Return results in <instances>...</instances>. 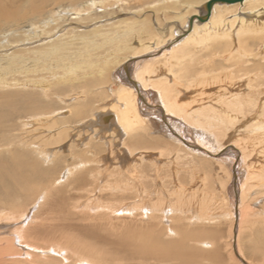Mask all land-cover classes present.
I'll use <instances>...</instances> for the list:
<instances>
[{
	"label": "rangeland",
	"instance_id": "374dc122",
	"mask_svg": "<svg viewBox=\"0 0 264 264\" xmlns=\"http://www.w3.org/2000/svg\"><path fill=\"white\" fill-rule=\"evenodd\" d=\"M209 1L210 0H0V98L9 97L11 94L17 92L25 95H32L42 103H49L47 108L53 105L51 111L55 109L53 113L41 112V116H39L41 119L36 117L37 115L35 114V117H17L13 118L14 120L11 119L7 121L8 130L1 134L4 136L3 139L5 142L0 143V149L3 147L2 145L5 144L7 145L5 148L9 150L0 151L3 153V157L11 159L12 152L26 150L25 142L30 143L32 140L26 128H33L37 123L51 122L53 120L59 121L61 118L72 117V103L77 101L76 97L79 98L77 102L88 101V103L93 106L92 110L89 109V112L91 110L92 114L90 113L88 118L79 123L77 128H81L82 125L86 123H91V120L97 122L99 115L103 116V114L107 115L111 113L109 106L115 105L117 102V96L111 91L112 87H115L114 82L120 86L129 84L126 76H124V72L121 71L123 65L117 68L118 65L124 62L125 59L129 57L132 58L133 53L137 50H142L150 44H155L158 37L165 39L169 36L172 27L175 33L183 34V25L180 24L179 17L189 12H198L200 14L205 12L203 7ZM261 12L262 14L258 16L256 13L255 15L250 13H239L238 16L244 17L245 15L244 19L248 20L247 23L259 22L264 24V9L261 10ZM194 13L189 15L190 17L188 16L189 18L187 19L189 20ZM148 19L149 23L143 25V22ZM187 22L188 21H186V24ZM130 27L135 28L134 31L126 33V30ZM238 30L239 28L236 26L233 32ZM261 34L262 33L259 34L255 32L252 35L245 36L246 39L244 43H249L253 47V50L255 49L253 56H246L247 54L244 55L243 51L239 52L241 58H248L245 59L248 60L247 63H243L241 67H239L237 62H235L232 67L230 65L234 62H230L229 64L228 59L222 58L223 61L221 58L220 60L216 59L214 61L215 66L213 65L214 67L209 71L215 68L218 69L214 72L217 74L220 73L218 78L221 77V79H216L219 81L211 80L212 77H207V79H209L205 82L208 83H205L206 85L204 84V86L202 84L201 86L199 84H194L192 88L183 87L185 93V98L183 100L184 105L186 106L189 104V106H193L194 108L204 103L210 104L213 102L214 98L217 99L218 94L223 92L222 86H225L223 87L224 91L230 92L232 88L233 91L235 90V93H243L248 100L246 101V115L244 114L247 119L242 123L240 122V124L238 123L234 130H230L228 138L223 142H216L217 145L215 147L216 149L225 148V150L230 151L233 145L237 146L242 143L243 145L249 146L248 153L252 156L248 159L250 160V168L248 164V167H246L243 161L240 162L239 166L237 165V168H240L237 169L239 174L242 173L241 183L243 179L249 176L248 172L251 173L249 176L251 181L255 178V182H250L252 187L254 185L256 188H252L253 190L250 192V197L252 199L249 197L248 200V204L252 205V211L254 210L255 212H253L252 217L248 219V226H241L239 221L240 218L238 220L235 207L236 202L233 197L234 194H232L231 191L233 189L226 187L230 182L229 176L224 171L220 170V166L217 162L212 160L211 162L208 161V163L207 161L191 156L185 159L184 153L178 154L179 149L175 145L171 146L173 148L171 149V155L173 154L174 156L170 155L168 158L161 156V153L166 151L164 148L139 150L132 155L131 148L125 144L129 139L127 135H123L122 137V133H120V135L116 132L114 134L115 136H110L108 134L105 135L106 137H103L105 133L102 134V128L98 126V128L94 127L93 130L91 129L85 138H81L82 140L75 138L76 140L73 142V138L70 143L69 140H67L61 145L62 149L56 148L53 150V157L48 158L49 160L44 156L39 160L35 157L34 152H32L34 151L33 149L27 150V152L33 153L32 156L39 164V167L49 172V175H47L48 181L45 183V186L51 188L60 186L65 188L69 185V191L67 192L68 194H66L68 196L67 198L70 197V201L78 207L77 210L73 212L75 213L74 218L67 222L70 226L72 225L73 229L78 228L77 233L72 231V235L76 234V237L80 236V239L94 243L91 238L85 236V232L83 231H88L92 227L96 228L100 226L98 230L104 233L103 237L107 238L106 241L110 244V242L116 241L114 239L115 237L122 236V238H125L128 232H137V234H139L148 229V231H150L152 230L150 226L153 225L151 227L155 230L160 228L159 230L163 231L164 234L170 235L162 239L168 242L174 238V228L171 227V224L175 222V225L183 229L179 232L180 234L176 236V240L181 239L182 233L185 235V232L188 235H197L198 233L207 234L206 231L209 229L221 228L220 230L223 233L222 241L225 245L232 241L234 246L233 252L235 251V236L237 235L241 236L243 234L242 239L245 241L240 238L241 243H244V247L241 246V249L243 248V251L246 253H251V247H254L256 244V246H258V244L261 246L264 245V231L262 230L264 229V223L262 224L256 220L259 213L262 212L264 216V187H260V185L264 184L261 181L264 177V161H261L264 160L261 158L264 157V148L261 147L264 145V130L253 131V133L251 131L254 127L253 124L263 122L264 120L261 111L264 108V84L259 86L261 87L260 90H257L258 87L250 88L249 85L247 86L251 77L253 80L255 79V83H257L256 81L264 83V34ZM183 39H179L176 42ZM233 42H236V45L239 43L238 39H233ZM149 58L150 55H145L143 57H138V59H130L131 61L127 60V63H130L129 65L132 66L131 70H135L137 63L140 64L142 61L149 60ZM256 62H258L259 65L256 64ZM256 65L259 70L257 68L254 69ZM260 65L262 66L260 67ZM105 68H108L109 71L107 73L112 75V80L108 79L110 78L108 74L101 73ZM116 68L117 70H115ZM239 70H241V72ZM162 72L164 73L165 69H163ZM227 72L229 78L225 76ZM114 74L117 75V79H114ZM168 74L170 75L169 71L167 75L163 77H168ZM123 78L125 82H123ZM47 79L49 83H47L46 87H43L44 92L41 93L39 88L34 87V85L38 84V80L42 82ZM185 79L188 81V78ZM232 80H234L233 85L231 84ZM220 81H224L229 85H223V82ZM238 81L240 85L237 83ZM243 81H247V83ZM235 84L237 87L234 86ZM205 86L207 88H205ZM185 87L189 89H185ZM243 87L246 90L242 91ZM108 91L111 95L107 93ZM85 94H87V96H85ZM210 97L211 99L208 100ZM103 99H105V102H103ZM200 100H204V103H197ZM259 105H262L260 106L261 108H258ZM105 107H107V111H103ZM144 107H146V105ZM147 109L150 110L149 107ZM49 113L51 114L48 115ZM146 117L148 118V116ZM152 117L159 123L157 133L153 134L157 135L159 138L164 140L167 139L172 142L175 137L170 135L171 133H169L170 131L166 128L164 123H162L163 121L159 120L156 115ZM23 123H27L29 126L24 127ZM158 129L160 131H158ZM191 129L192 131H190L189 127L185 129V133L187 132L185 136H187V138H190L192 141H196V138L203 142L205 141V135L202 130L193 131L194 128ZM168 133L170 138L166 137ZM150 134L152 137V133ZM209 134H212L213 137L212 132L209 131ZM117 135L120 137L118 138ZM151 137L148 135V138ZM258 142L260 145H258ZM173 143L174 142H172V144ZM250 143L254 144L251 145ZM71 144H73L72 147ZM160 144L162 145L163 143ZM260 148L262 149L260 150ZM87 152H90V154H87ZM83 156H85L86 159ZM225 156L227 157L226 163H228L230 168H233V155L228 152ZM96 160L100 161L101 164H94ZM80 163L88 164L86 168L94 167L97 169L96 171L100 172V175L98 176L99 178H91V181H95L96 183L88 181L91 183L87 182L82 185L83 187L81 186V189L79 188V190H76L72 189L74 186L69 184L72 179H75V176L67 175L68 171L65 169L70 165H79ZM242 165L244 168H242ZM59 168L63 169L62 176L59 175ZM82 172L86 174V170L84 169L79 172V175H81ZM66 175L68 177L64 180L63 178ZM251 176H254L253 179ZM125 188L128 189L125 190ZM145 192L146 194L144 195ZM175 193H178V196L175 195ZM72 198L75 199V201H73ZM45 200L46 197L44 200L42 199L41 202L44 203ZM43 203L35 213L33 212L32 218H30V216L29 218H23L20 217V215H9L5 216L6 218L0 217L3 221L0 220V239L7 244L11 237L16 236L17 228H22L25 225L27 227L38 225L40 222L35 216H37L39 211L43 212ZM14 204L20 207L23 205L33 206V203L30 204V202H24L18 198L15 199ZM177 204L180 205L179 208L184 212H179L177 216L175 213H173V215L170 214L169 210L171 205L174 206ZM155 205L161 206L155 213L154 211L151 213ZM5 206L6 207L0 209V212L9 210V207L7 205ZM111 206L115 209L123 207L125 212L122 215L121 213L115 214L108 212ZM48 208L52 207L50 206ZM126 210L130 211L127 212ZM231 210H234L232 218H230V216H221L228 213L231 214ZM120 211H122V209ZM146 211H148L147 216H145L147 214ZM200 212H209L211 215L217 216L216 218L218 219L209 222L203 221L201 223L199 220L196 221L197 219H194L196 214ZM151 214L153 215L149 217ZM171 215L176 219L171 218ZM47 218H50V216L47 215ZM173 220L174 222H172ZM255 222L256 224H254ZM259 224L263 225L262 229ZM256 225L259 227L257 228ZM242 228L247 231H243L244 233H242ZM230 233L233 235L232 238H230ZM113 235H115V237H111ZM22 243L23 241L21 240L18 245L20 246ZM112 245H114V243H112ZM112 245L110 244L111 247H108L100 243L99 247H107L109 248L108 251H110L113 249ZM189 245H193V243L190 241ZM261 246L260 248L262 249L263 246ZM5 248L9 249L8 247ZM227 250L228 248L226 247L224 252H227ZM262 250L264 251V248ZM9 253L5 255L8 256ZM234 253L236 255V251ZM129 260L122 264L132 263V261ZM154 264L160 263L156 262ZM202 264L213 263L203 262ZM257 264H261V260L257 261Z\"/></svg>",
	"mask_w": 264,
	"mask_h": 264
},
{
	"label": "bare ground",
	"instance_id": "6f19581e",
	"mask_svg": "<svg viewBox=\"0 0 264 264\" xmlns=\"http://www.w3.org/2000/svg\"><path fill=\"white\" fill-rule=\"evenodd\" d=\"M205 6L203 7L205 12L201 14L198 12H189L179 17L180 24L183 25L182 28L184 36L183 34L175 33L172 27L170 29L169 36H167L165 39L158 37L155 44H150L144 47L142 50H137L134 53L132 52V58L129 57L125 59L124 62H121L118 65L117 68L123 65L121 71L124 72V76H126L130 85L128 84L120 86L114 82L115 87H112L111 91L117 96V102L115 105L109 106L111 113L107 115L103 114V116H98L99 122L91 120V123H86L82 125L81 128H77L79 126V123L89 117L90 113L92 112L91 110L93 106H91L88 101L77 102L79 98L76 97L77 101H75L74 103L71 102L73 110L72 117L61 118V120L59 121L53 120L51 122L37 123V125L33 126V128H26V130L29 131V136L32 138V140L30 143L25 142L26 150L12 152L11 159H6L5 157H3V153L0 152V209L6 207L5 205L9 207V210L0 212V217L20 215V217L23 218H29V216L30 218H32L33 212L35 213L37 209H39L40 205L43 203L41 202V200H44L46 197V200L43 203V212L39 211L37 213V216H35L36 219L40 222L38 225L29 227L25 225L22 228H17L18 230L16 229V236L11 237L7 244L0 239V264H122L129 259V261H132V263L130 264H154L156 262H159L160 264H202L203 262H210L213 264H255L256 262L257 264V261L260 260L261 264H264V251L262 250L264 248V245H262L263 248L261 249V245L258 244V246H256V244L254 245V247H251V253L244 252L243 248L241 249V246H243L244 243L242 244L240 241L243 238V234H240L241 236H235V255V251L233 252L234 246L232 241L229 240L230 243L227 245L223 243V233L220 230L221 228L212 230L209 229L210 231L207 230L209 232L206 231L207 234L198 233L199 235H188L184 231L185 235L184 233H182V238L176 240V236H178L180 234L179 232L183 229H180L179 226L175 225L174 220L172 221L174 222V224H171V227L174 228V238H172L168 242H165L162 239L165 237L167 238L170 235H167L166 233L164 234L163 231L159 230L160 228H157L155 230L151 227L153 225L150 226L152 230L148 231V229L142 231L139 234H137V232L129 233L128 231H126L128 232V234L125 238H122V236H111L115 237L114 239L116 241L110 242L111 245L112 243H114V245H112L113 249L110 251H108L109 248L107 247H99L100 243L111 247L110 244L106 241L107 238L103 237L104 233H101L98 230L100 226H97L96 228L92 227L88 231H83L85 232V236L91 238L94 243H90L88 242V240H82L79 238L80 236L76 237L75 232L77 233L78 228L73 229L72 225L70 226L67 223L74 218L75 213L73 212L78 208L74 203H72V201H70V197L67 198L68 196L66 194H68L67 192L69 191V185L65 188L60 186H54L52 188L49 186H45V183L48 181L47 175H49V172L41 169L37 161H35V158L32 156V152H34L35 157H37L39 160H41L43 156L47 157V159L52 158L53 150H55L56 148L62 149L61 145L67 140H69L70 143L73 138V142H75L76 139H83L89 134L91 129L93 130L94 127L98 128V126L102 128V134L105 133L104 136L102 135L103 137H106L105 135L108 134L110 136H113L116 132L118 134L122 133V137L123 135H127L129 139L125 144H127L131 148L129 149L131 150L132 155H134L135 152L139 150H153L157 148H164L166 151H163L161 153V156L168 158L172 153L171 149L173 148L171 146L175 145L179 149L178 154L184 153L185 159H187L188 156H191L207 162H211L212 160H214L219 164L220 170L228 174L230 182L232 180L231 185L229 182V185L226 187H230L233 189L231 191L232 194H234L233 197L235 198L236 202L235 207L238 220L240 218L239 221L241 226H248V219L252 217L253 212H255L251 209L252 205L248 204L250 192L254 187V185L252 187L251 182H255V178L251 181V178H249L251 173L248 172L249 176L243 179L241 183L242 173L239 174L237 169L240 168H237V165L239 166L240 162L243 161L245 162L246 167H248V164L250 168V160L248 159H250V157L252 156H250V154L248 153L249 146L243 145L242 143L240 145L238 144L239 146H234L232 144L233 146H231L232 149L230 151L225 150V148H215L217 145L216 142H223L226 138H228V133L230 130H234L238 123L240 124V122L242 123L247 119L245 118L244 114L246 115V101L248 100L245 98L243 93H235V90L233 91L232 88L230 89V92H227L223 89V87L225 86H222L223 92H221V94H218L217 99H212L213 102H211L210 104H205L203 102L204 100H200L197 103L202 102L204 104L195 106L194 108L193 106H189V104L186 106L184 105L183 100L185 98V93L183 87L186 86L192 88L194 84H199L200 86L202 84L204 86L205 83H208L205 82L209 79H207V77H212L211 80H216L218 78V75H220V73H215L218 69L215 68L212 71H209L215 66L214 61L216 59L220 60L221 58L222 61L223 59H228L229 62H227L229 64L230 62H234L230 65L232 67L234 66L235 62H237V65H239V67H241V64L248 62V60H245L248 58H241L239 52L243 51L244 55L247 54L246 56H253L255 49L253 50V47L249 43H244L245 39L248 35H252L255 32L264 34V24H261L259 22L247 23L248 20L244 19L245 15L244 17H239L238 14L250 13L255 15L256 13L257 16L259 14L261 15V10L264 9V0H244L243 2L233 4L218 2L213 5L208 16V11L206 10ZM192 13L194 14L188 20L187 18H189V15H191ZM199 18H203L204 21L201 22ZM148 21L149 19L143 22V25L149 23ZM186 21H188L187 24ZM236 26L239 28V30L233 32V29ZM134 29L135 28L130 27L126 30V33L134 31ZM179 39L183 40L176 42ZM233 39H238V45H236V42H233ZM145 55H150L149 60L142 61V63L140 64L137 63L135 70H131L132 66L127 62L131 61L130 59H138V57H143ZM256 64H258V62H256ZM261 66L262 65H260V67ZM117 68L115 70H117ZM256 68L257 65L254 69ZM163 69H165L164 73L162 72ZM257 69L259 70V68ZM108 71V68H105L102 70V72H100L108 74V76L110 77L108 79L112 80V75L110 73H107ZM168 71L170 75L168 74V77H163L164 75H167ZM239 71L241 72V70ZM114 76V79H117V75L114 74ZM225 76L226 78H229L228 72ZM185 78H188V81ZM218 79H221V77ZM234 80H232L231 82L232 85L234 84ZM247 81L243 82L247 83ZM254 81L255 79L253 80V78L251 77L247 86L249 85L250 88L258 87L257 90H260L261 87L259 86L264 83H260L258 81H256L257 83H255ZM123 82H125L124 78ZM220 82H223V85H229L224 81ZM37 83L38 84L34 85V87L39 88V91H41L42 93L44 92L43 87H46L49 81L48 79L42 82L38 80ZM237 83L239 84V81ZM234 86H236V84ZM186 87L185 89H189ZM205 88L207 87L205 86ZM244 90L246 89H244L243 87L242 91ZM107 93L110 94L109 91ZM87 94H85V96H87ZM210 99L211 97L208 98V100ZM103 100V102H105V99ZM107 104L109 105V102ZM145 105L146 107H144ZM48 106L49 103H42L32 95H25L17 92L15 94H11L9 97L6 96L2 99L0 98V143L5 142L3 139L4 136H2L1 134L7 132L8 130L6 124L7 121L17 117H35L36 115V117H39L41 116V112L53 113L55 110L54 109L53 111H51L53 105L47 108ZM260 106L262 105H259L258 108H261ZM148 107L150 108V110L147 109ZM89 109H91L90 112ZM107 110V107H105L103 111ZM261 111L263 115L262 117L264 118V108ZM51 113H49L48 115H50ZM153 115H156L159 120L163 121L162 123H164L166 128L170 131V135L175 137L172 141L174 142L173 144L166 138V140H164L153 134L157 133V127L159 126V123L155 119H153ZM146 116H148V118ZM23 126L28 127L29 125L27 123H23ZM253 126V130H251L252 133L253 131L264 130V120L263 122H257L253 124ZM187 127L190 128V131H192L191 128H194L193 131L202 130L205 135V141L203 142L201 140H198L197 138L196 141H192L190 140V138H187V136H185V134L187 133H185V129H187ZM158 131L160 130L158 129ZM209 131L213 133V137L212 134H209ZM150 133H152V137ZM169 133L166 136L167 138H170ZM148 135L151 138H148ZM117 137L119 138L120 136L117 135ZM160 143L163 144L161 145ZM72 145L73 144H71V147ZM258 145H260L259 142ZM2 146L3 147L0 149V151L3 152L9 150L5 148V146L7 145L4 144ZM263 146L261 147L264 148ZM262 148H260V150ZM28 149H33L34 151L30 150L32 152H27ZM228 152L232 154L234 158L232 164V166L234 165L233 168H230L228 163H226L227 157L225 155ZM87 154H90V152H87ZM261 158L264 159V157ZM98 160H96L94 164H101V162ZM86 166H88V164L86 165V163H80L79 165H70L65 169L66 171H68L67 175L75 176V179H72L69 183L70 185L74 186L72 189L79 190V188L81 189L83 187L82 185L86 184L88 181H91V178H99L98 176L100 175V172L96 171L97 169H95L94 167L86 168ZM242 168H244L243 165ZM84 169L86 170V174L82 172L81 175H79V172ZM62 173L63 169L59 168V175L62 176ZM67 175L63 178L64 180L68 177ZM90 175L93 177H91ZM261 181L264 183V177ZM92 183L96 182L93 181ZM260 187H264V184L260 185ZM126 189L128 188H125V190ZM146 192L144 193V195L146 194ZM178 193H175V195L178 196ZM16 198L24 202H30V204L33 203V206L23 205L22 207H20L19 205L14 204ZM73 201H75V199H73ZM50 206L52 208H48ZM160 206L155 205L153 209L151 208V213H153V211L155 213ZM179 206L180 205L178 204L174 206L171 205L170 210L168 208L169 213L172 215L173 213H175L177 216L179 215V212H184L179 208ZM125 208L127 209L128 207ZM121 209L122 211H120ZM123 209V207L115 209L111 206L108 209V212H112L115 214L121 213L122 215L125 212V210ZM126 211L129 212L130 210ZM147 212L148 211H146V213ZM233 212L234 210H231L232 215L228 213L221 216H230V218H232ZM47 215L50 216V218H47ZM147 215L148 213L145 216ZM152 215L153 214H151L149 217H151ZM172 215L171 218L176 219L175 217H172ZM216 217L211 215L209 212H200L196 214L195 218H193L197 219L196 221L199 220L202 223L203 221H214L218 219ZM256 220L257 222H261L262 224L264 223V216L262 215V212L257 215ZM254 224H256V222ZM260 224L259 226L262 229L263 225ZM259 226H257V228ZM241 230L242 233L247 231L243 228ZM262 230L264 231V229ZM72 231H75V235H72ZM229 235H231L230 238L233 237L231 233ZM21 240L23 241V243L19 246L18 244L21 242ZM190 241L193 243V245H189ZM201 246H203L204 248ZM5 247H8L9 249ZM226 247L228 248V250L227 252H224V249ZM6 253H9V255H5Z\"/></svg>",
	"mask_w": 264,
	"mask_h": 264
},
{
	"label": "water",
	"instance_id": "95a60500",
	"mask_svg": "<svg viewBox=\"0 0 264 264\" xmlns=\"http://www.w3.org/2000/svg\"><path fill=\"white\" fill-rule=\"evenodd\" d=\"M243 1L244 0H210L205 6L206 10L208 11L207 16L210 14V11L215 3L222 2V3L233 4V3L243 2ZM199 20L201 22L204 21L203 18H199Z\"/></svg>",
	"mask_w": 264,
	"mask_h": 264
}]
</instances>
